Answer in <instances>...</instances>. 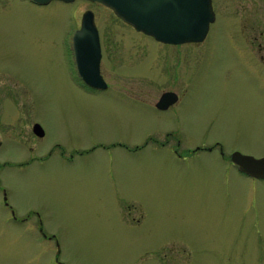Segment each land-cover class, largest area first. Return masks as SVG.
I'll return each instance as SVG.
<instances>
[{
    "label": "rangeland",
    "instance_id": "rangeland-1",
    "mask_svg": "<svg viewBox=\"0 0 264 264\" xmlns=\"http://www.w3.org/2000/svg\"><path fill=\"white\" fill-rule=\"evenodd\" d=\"M212 5L173 44L97 1L0 0V264H264V178L229 159L264 155V0ZM85 9L104 88L74 63Z\"/></svg>",
    "mask_w": 264,
    "mask_h": 264
},
{
    "label": "water",
    "instance_id": "water-1",
    "mask_svg": "<svg viewBox=\"0 0 264 264\" xmlns=\"http://www.w3.org/2000/svg\"><path fill=\"white\" fill-rule=\"evenodd\" d=\"M46 3L50 0H34ZM70 1V0H64ZM111 7L116 15L136 29L167 43L201 41L214 19L211 0H96ZM72 49L76 69L81 79L97 88L107 82L100 72L101 48L94 13L86 9L81 15L80 27L72 36ZM176 94L165 91L157 106L165 108L174 101ZM37 134L43 133L39 123L34 126ZM231 161L247 174L264 178V155L253 156L238 150L230 153Z\"/></svg>",
    "mask_w": 264,
    "mask_h": 264
},
{
    "label": "flooded vegetation",
    "instance_id": "flooded-vegetation-1",
    "mask_svg": "<svg viewBox=\"0 0 264 264\" xmlns=\"http://www.w3.org/2000/svg\"><path fill=\"white\" fill-rule=\"evenodd\" d=\"M121 19V18H120ZM122 20V19H121ZM71 37H72V35H71ZM70 37V38H71ZM99 38H100V42H101V57H102V55H103V44H102V38H101V36H100V33H99ZM253 45H256V48L258 49V48H260L261 47V45H262V43H260V42H257L256 44H254V43H252ZM262 48V47H261ZM261 56L262 55H260V58H261ZM262 59V58H261ZM263 60V59H262ZM264 61V60H263ZM100 62H101V60H100ZM103 72V74H102V76L105 78V75H106V73H105V71H103L102 69H101V73ZM108 83V82H107ZM81 84L84 86V87H86L87 89H95V87H92V86H90V85H88V84H86V83H84L83 81H81ZM163 92H161L160 93V95L162 94ZM159 98V97H158ZM178 99V95H177V93H176V97H175V99H174V101L171 103V104H173L176 100ZM158 100L159 99H157L155 102H154V104H155V106L157 107V102H158ZM171 104H169V105H171ZM168 105V106H169ZM167 106V107H168ZM158 108V107H157ZM161 109V108H160ZM164 109V108H163ZM36 123H39L38 121H33L32 122V124H31V129L29 130L28 129V132H25V133H28V134H30L31 135V137H33V138H38V137H41V136H43L44 134H45V130H44V128H43V133L42 134H40V135H38V134H36L35 132H34V126H35V124ZM43 127V126H42ZM58 147V149H61V152H64V150H63V148L60 146V144L59 143H56L51 149H50V151H49V153L46 155V156H49L51 153H52V151L55 149V148H57ZM207 147H209L210 148V145H208ZM3 190V189H2ZM4 198H5V196H4ZM9 207H10V212L12 213V215H13V218L14 219H20V220H27L28 219V217H30L29 215L31 214V212L30 213H28L27 215H24V216H21V217H17V215L15 214V212H14V209L12 208V206L11 205H9ZM33 212H36V211H33ZM37 214H38V216H39V213L38 212H36ZM39 220H40V217L38 218Z\"/></svg>",
    "mask_w": 264,
    "mask_h": 264
}]
</instances>
